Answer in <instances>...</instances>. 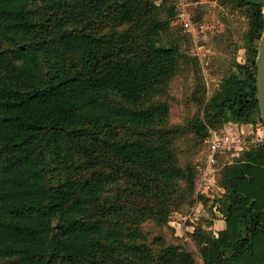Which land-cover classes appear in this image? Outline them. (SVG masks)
<instances>
[{
  "label": "trees",
  "instance_id": "trees-1",
  "mask_svg": "<svg viewBox=\"0 0 264 264\" xmlns=\"http://www.w3.org/2000/svg\"><path fill=\"white\" fill-rule=\"evenodd\" d=\"M218 1L246 17L248 56L207 101L203 88L202 145L208 127L262 122L250 67L264 0ZM171 2L0 0V264H195L136 242L144 220L195 202V163L177 164L158 101L181 55L164 40ZM219 173L225 228L190 233L202 264H264V145Z\"/></svg>",
  "mask_w": 264,
  "mask_h": 264
},
{
  "label": "rangeland",
  "instance_id": "rangeland-1",
  "mask_svg": "<svg viewBox=\"0 0 264 264\" xmlns=\"http://www.w3.org/2000/svg\"><path fill=\"white\" fill-rule=\"evenodd\" d=\"M155 1L159 3L161 0ZM171 1L175 4L176 15L170 22L164 40L177 44L181 55L168 89L158 101L168 105L167 126L178 130L173 138L177 164L185 167L198 161L204 145H202V131L191 128V124L202 117V105L199 99L203 88L207 101L214 94L221 80L235 71V63L245 62L248 51L244 47L243 38L248 22L243 14L234 10L235 8L220 5L218 0H186L187 3L189 2L187 8L189 20L197 25L194 36L185 22L177 17L179 0ZM160 15L164 17L166 14L162 12ZM255 61L256 58L254 63ZM250 70L253 72L255 66H251ZM248 131V128L243 127V132ZM240 153L234 151L220 156L219 176L230 164L237 161ZM179 185V190L184 189L185 184ZM188 197L181 203L178 199V205L172 207L166 223L158 224L152 219L140 223L136 227L138 232L136 242L148 245L154 255L159 251L160 241L178 246L193 255L195 264H202L190 233L196 227H202L213 233L216 230L214 228L217 227L212 228L211 224L218 217L214 211L222 208L218 199H213L214 197L194 194L193 205L190 204ZM188 211H192L190 222L184 219Z\"/></svg>",
  "mask_w": 264,
  "mask_h": 264
},
{
  "label": "built area",
  "instance_id": "built-area-1",
  "mask_svg": "<svg viewBox=\"0 0 264 264\" xmlns=\"http://www.w3.org/2000/svg\"><path fill=\"white\" fill-rule=\"evenodd\" d=\"M179 10L177 17L185 22L188 30L195 36L197 25L189 20L186 0H179ZM249 131L243 132L234 123H226L219 129L207 128L204 145L198 161L195 162L197 179L195 194L205 195L218 199L220 203L224 194V189L218 185L217 176L220 171L219 158L222 154L232 152H242L253 147L264 145V124L262 122L247 125ZM217 207V206H216ZM192 211H188L184 219L191 221Z\"/></svg>",
  "mask_w": 264,
  "mask_h": 264
},
{
  "label": "water",
  "instance_id": "water-1",
  "mask_svg": "<svg viewBox=\"0 0 264 264\" xmlns=\"http://www.w3.org/2000/svg\"><path fill=\"white\" fill-rule=\"evenodd\" d=\"M263 31L258 41L257 57L255 61L256 103L259 117L264 124V3L261 10Z\"/></svg>",
  "mask_w": 264,
  "mask_h": 264
},
{
  "label": "crops",
  "instance_id": "crops-1",
  "mask_svg": "<svg viewBox=\"0 0 264 264\" xmlns=\"http://www.w3.org/2000/svg\"><path fill=\"white\" fill-rule=\"evenodd\" d=\"M188 6H189V2L187 3L186 11H187ZM187 14H188V13H187ZM234 124H235V123H234ZM237 125H238V124H237ZM238 127H239L240 129H242V130H243V127H244V128H248L247 125H238ZM214 213H215L218 217L214 220V222H212L211 227H212V228H213V227H217V228H214V229H216V230L213 231V233H216L217 231L222 230V229L225 228V217H224L223 214L221 213L220 209L214 211Z\"/></svg>",
  "mask_w": 264,
  "mask_h": 264
}]
</instances>
